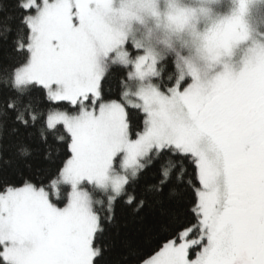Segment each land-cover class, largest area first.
Wrapping results in <instances>:
<instances>
[{
	"label": "snow or ice",
	"instance_id": "1",
	"mask_svg": "<svg viewBox=\"0 0 264 264\" xmlns=\"http://www.w3.org/2000/svg\"><path fill=\"white\" fill-rule=\"evenodd\" d=\"M99 9L0 0V264H264V51L169 76Z\"/></svg>",
	"mask_w": 264,
	"mask_h": 264
},
{
	"label": "rangeland",
	"instance_id": "2",
	"mask_svg": "<svg viewBox=\"0 0 264 264\" xmlns=\"http://www.w3.org/2000/svg\"><path fill=\"white\" fill-rule=\"evenodd\" d=\"M99 2L100 23L117 40L113 51L125 53L129 63L144 57L158 68L165 48H187L196 64L189 62L181 73L191 76V68L207 76L222 66L215 68L213 57L218 62L232 57L236 62L228 65L239 71L246 53L264 51L263 36L241 49H233V56L230 52L222 55V48L233 46L235 34L232 32L237 33L238 24L254 29L250 22L256 24L260 19L259 25L264 28V0H116L114 5L118 9L114 6L109 9L102 0ZM143 29L148 33L140 36ZM139 39H144V43H139ZM128 46L140 54L132 58ZM196 57H202L201 63Z\"/></svg>",
	"mask_w": 264,
	"mask_h": 264
},
{
	"label": "trees",
	"instance_id": "3",
	"mask_svg": "<svg viewBox=\"0 0 264 264\" xmlns=\"http://www.w3.org/2000/svg\"><path fill=\"white\" fill-rule=\"evenodd\" d=\"M115 1L116 0H102L103 4L106 7H108L109 9L113 8L112 6L115 7V5H114ZM115 8L118 9L117 7H115ZM263 18H264V15H263ZM259 21H260V19H259ZM259 21L256 22V24L250 22V25L253 26L254 29H252V28L248 29V27H246L245 25L242 26V25L238 24L239 29L236 28L238 30V31H236L237 33H234V31L232 32L233 34H235V39L232 40L233 46H228L227 48H222L223 49L222 55L230 52V53H232V56H233L232 50L236 49L235 46H238V49H241L244 46H247L249 43L253 42V40H255L257 37H263L264 36V28H263V26L259 25L260 24ZM258 25L260 26L261 29L258 28L259 27ZM239 31H242V32L240 33ZM247 31H250V33H248ZM243 32L245 33V35L243 34ZM146 33H148V32L143 29L140 36L146 35ZM132 38H134V37H132ZM139 43H141V44L144 43V39H141V40L139 39ZM136 44L138 45L137 41H136ZM127 49H128L129 54L132 58H134L136 55L140 54V52L135 51L131 46H128ZM162 53H163V58L158 65V69L160 71H164L165 69H168L169 70V76L174 75V74L175 75L181 74L182 69L185 68V66H187V64H189V62L191 65L196 64V62H194L191 59V57H193L191 51L187 50V48L181 49V50L176 48V47L169 48L168 50L165 48V50ZM240 53H241V51H240ZM239 58H240V55H239ZM196 59L199 60V63H201L200 59H202V57H200V58L196 57ZM231 62H236V61L232 60V57L231 58H222V60L220 62H218L216 60V63H214V65H215V68H217L220 65L229 64ZM201 65L202 64H199V66H201Z\"/></svg>",
	"mask_w": 264,
	"mask_h": 264
},
{
	"label": "flooded vegetation",
	"instance_id": "4",
	"mask_svg": "<svg viewBox=\"0 0 264 264\" xmlns=\"http://www.w3.org/2000/svg\"><path fill=\"white\" fill-rule=\"evenodd\" d=\"M236 49H238V46L235 47ZM233 51V50H232Z\"/></svg>",
	"mask_w": 264,
	"mask_h": 264
}]
</instances>
